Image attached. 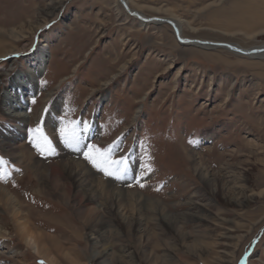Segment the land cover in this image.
I'll list each match as a JSON object with an SVG mask.
<instances>
[{
  "label": "rangeland",
  "instance_id": "1",
  "mask_svg": "<svg viewBox=\"0 0 264 264\" xmlns=\"http://www.w3.org/2000/svg\"><path fill=\"white\" fill-rule=\"evenodd\" d=\"M129 1L146 15L188 23L185 37L264 42V0ZM0 33V48L7 49L0 57L1 94L7 96L11 82L26 85L25 70L43 67L37 91L24 97L30 116L19 152L25 161L0 149L11 172L0 188L16 194L34 227L70 253L69 260L56 257L57 264H264V59L181 44L168 24L142 25L118 0H0ZM40 48L47 52L41 63ZM8 106L0 107V127ZM66 106L74 109L68 119L96 122L85 144L103 147L121 137L115 155L131 148L135 169L141 143L147 146L154 172L144 178L145 187L104 177L60 142L56 118ZM49 116L53 130L46 125ZM41 117L55 155L41 156L29 143L27 129ZM61 157L81 161L105 185L124 188L125 203L135 205L137 198L139 206L147 202L171 218L185 216L178 223L182 235L143 208L140 234L120 227L97 247L110 254L91 261L90 229L80 223L79 207L36 193L42 181L33 173ZM13 239L12 246L24 251ZM20 254L0 252V264L43 261L28 252L23 262Z\"/></svg>",
  "mask_w": 264,
  "mask_h": 264
},
{
  "label": "bare ground",
  "instance_id": "2",
  "mask_svg": "<svg viewBox=\"0 0 264 264\" xmlns=\"http://www.w3.org/2000/svg\"><path fill=\"white\" fill-rule=\"evenodd\" d=\"M123 1L126 4L128 10L132 13H137V15L140 16L141 19H138L137 16L130 15L122 7L125 13L139 20L142 25H146L148 23H165L144 22L145 19H149L151 17H160L162 19L171 20L177 27L179 35L184 39H191L192 41H212L209 39H196L187 35L185 37L183 31L186 27H189V24L178 17L146 15L138 7H135L129 0ZM217 42L223 41L220 40ZM187 45L197 46L205 50L216 49V46L213 44H199L196 41L190 42ZM230 45L238 50L234 51L228 48H222L229 52H232L233 54H243L247 57V59H264V42L260 44L249 43L245 45H240L235 42L231 43ZM40 49L42 51L40 52L38 61L41 63V61L43 62L47 60V52L44 51V48ZM6 50L4 48H0V57H3L5 55ZM42 70L43 67L40 65H37L34 69L25 70L24 77H26L27 80L26 85H23L22 82V84L16 81L14 83L11 82V88L8 89L7 96L0 93L1 110L3 106L6 105V103H9V106L3 109L4 111H6L5 115L7 116V122L0 127V149L3 152H6L11 160L19 163L25 161V159L21 158V152H19V149L21 141L24 138L25 134V126L23 125L28 121V118L30 116V113L28 114V110H26V108H23L24 102L29 100L28 98L24 97L27 93H32L36 89V81L38 80V76L41 75ZM11 91L13 92L11 93ZM18 93L20 94L18 95ZM58 109L59 105H55L52 112L54 113ZM46 125L50 130H53L56 123L49 116L47 118ZM91 126V131L95 130L96 122H93ZM36 163L38 162L36 161ZM85 168L86 167L79 160L77 161L74 159L72 160L68 157H61L57 160H52L49 163H46L40 173H37L36 171L33 173V175H37L39 178L41 177L42 181L41 186H37L36 188L37 194L61 200L68 207H70L71 205L79 207L77 208V216L80 220V223L90 229L88 230L89 232L86 233H88L87 240L91 244V261H99L103 259L104 256L106 257L110 254L108 251V247H106L107 249L104 248L103 252L98 251L99 248L97 249V247L100 244L106 242L110 233L114 234L115 236L118 235L120 233V227L123 228V230L126 232L128 230L130 232L131 230H133L136 235L140 234L139 228L143 224L141 218L143 208L145 210L151 211L154 219H158V217H160L159 219L161 220V223L164 224V227L166 226L165 228L167 230L173 232V234L182 235V231L178 226V223L183 222L185 220V216L171 218L167 214H163L160 208H156V206L150 207V203H142L139 206L140 201L137 198L135 205L131 202L125 203L126 201L124 200L125 197L123 193V191H125L124 188H117L112 183H110L109 185H105L100 178L92 175V173ZM133 168L135 169V165H133ZM0 205L5 208V212L7 213L8 218V220H6L2 215H0L1 253L9 252L12 255L21 253V260H23V262H26L28 259L27 253L29 252L37 256L38 259L41 258L47 264H57L56 257L58 256H62L66 259L69 258L70 253L67 251L64 252V250L60 247V243L55 237L49 235V233H44L38 228L34 227L33 223L31 222L29 213L24 211L21 201L18 199L17 195L6 187L0 188ZM127 207L130 208L128 209ZM105 215L110 216L111 219L108 218L109 220L106 221L104 219ZM126 220L128 222H126ZM14 237H16L22 243L24 251H22V247H20L19 245V247L12 246Z\"/></svg>",
  "mask_w": 264,
  "mask_h": 264
},
{
  "label": "snow or ice",
  "instance_id": "3",
  "mask_svg": "<svg viewBox=\"0 0 264 264\" xmlns=\"http://www.w3.org/2000/svg\"><path fill=\"white\" fill-rule=\"evenodd\" d=\"M45 27H48V25H45ZM19 55L21 54H13V56ZM41 83H46V81H42ZM35 102V98H33L32 103L34 104ZM45 111H47V108ZM71 111H74V109L66 106L64 114L56 118L59 127L55 131L59 135L60 142L74 152L82 153L84 160L93 169L102 173L104 177L112 178L115 181H123L127 178L134 181L140 188L145 187L144 178L154 172L153 158L147 146L143 142L141 143L143 151L136 161L139 167L138 169H134L131 148L118 157L115 155L116 152L120 151L121 137H117L116 140L103 147L91 142L85 144V140L89 138L92 127L91 123L88 120L68 119ZM27 133L29 143L32 144L39 155L47 157L56 154V148L45 131L43 117H41L40 122L35 127L28 128ZM123 135L122 133L121 136ZM188 143L193 144L194 141L189 140ZM7 164L8 161L0 157V181L2 182H8L11 177V172L5 168ZM129 186L131 187L132 184H129ZM39 264H43V261H40ZM240 264H244L243 259Z\"/></svg>",
  "mask_w": 264,
  "mask_h": 264
},
{
  "label": "water",
  "instance_id": "4",
  "mask_svg": "<svg viewBox=\"0 0 264 264\" xmlns=\"http://www.w3.org/2000/svg\"><path fill=\"white\" fill-rule=\"evenodd\" d=\"M122 7L124 8V10L126 12H128L130 15L132 16H137L138 19H141L140 16L137 15V13H132L128 10V8L126 7V4L124 3L123 0H119ZM144 22H165L167 23L171 28H172V31H173V34L175 36V38L177 39V41L181 44H188L190 42H198L199 44H213L215 46H219V47H224V48H228L230 50H238L234 47H232L229 43H225V42H212V41H203V40H195V41H192L191 39H184L182 38L180 35H179V32L177 30V27L174 25V23L171 21V20H168V19H162L160 17H151L149 19H145ZM240 51V50H239ZM245 53H248V52H245Z\"/></svg>",
  "mask_w": 264,
  "mask_h": 264
}]
</instances>
